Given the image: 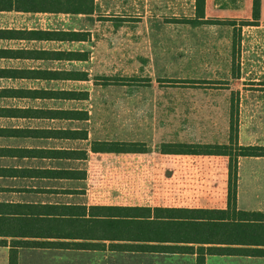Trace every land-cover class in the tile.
I'll return each instance as SVG.
<instances>
[{"label": "rangeland", "instance_id": "obj_1", "mask_svg": "<svg viewBox=\"0 0 264 264\" xmlns=\"http://www.w3.org/2000/svg\"><path fill=\"white\" fill-rule=\"evenodd\" d=\"M94 2L92 15L41 16L35 24L89 34L83 43L60 46L85 52L86 61L56 65L87 72L88 81L51 87L88 93L87 101L66 106L88 112L91 143L133 144L132 161L126 155L101 162L105 180L134 202L197 198L221 206L229 198V156L161 150L230 145L231 123L239 146H264V0L258 16L253 0H202L201 18L195 0ZM252 160L240 168L242 188L264 173L261 165L253 175Z\"/></svg>", "mask_w": 264, "mask_h": 264}, {"label": "crops", "instance_id": "obj_2", "mask_svg": "<svg viewBox=\"0 0 264 264\" xmlns=\"http://www.w3.org/2000/svg\"><path fill=\"white\" fill-rule=\"evenodd\" d=\"M41 16L74 15L0 10V92L75 91L56 89L51 85L80 82L3 76L21 70H66L56 65L77 62L36 60L17 55L21 51H74L60 46L75 42L27 37L25 32L30 31H74L37 27L36 17ZM29 22L32 24L29 25ZM87 100L0 95V264H9L10 252H16L17 264H196L200 247L198 244L178 245L192 247L193 252L190 253L142 250L123 252L117 249L116 245L121 243L107 241L105 237L106 208L139 204L150 208L199 207L226 212L228 200L215 207L207 202L198 203L197 198L178 202L164 200L160 205L153 201L134 202L130 199L132 196L122 198L115 194L114 189L120 186L105 180L103 169L100 168L104 165L101 162L119 157L93 153L89 131L84 127V123L90 120L88 112L66 106L68 103ZM75 110L87 112V120H74L73 117H60L56 114L59 111ZM75 132L85 133L86 138H75ZM84 143L87 145L83 146ZM129 156L132 161L133 155ZM246 159H254L247 163L252 173L256 166L260 168L264 165L260 162L264 157L238 160L235 210L252 217L241 216L237 223L243 229H248L249 238L256 237L260 242L258 245H217L235 251L224 255H206L204 264H264V254L252 253V250L264 251V173H261L259 180L244 185L248 189L242 188L240 168ZM248 219L252 221H246ZM146 245L174 246L170 243ZM129 258L131 262H122Z\"/></svg>", "mask_w": 264, "mask_h": 264}, {"label": "trees", "instance_id": "obj_3", "mask_svg": "<svg viewBox=\"0 0 264 264\" xmlns=\"http://www.w3.org/2000/svg\"><path fill=\"white\" fill-rule=\"evenodd\" d=\"M202 0H195L194 14L197 18L203 15ZM254 11L258 16L259 0H253ZM0 10L16 11L25 13H48L64 15H92L95 11L94 0H0ZM28 38L39 40L85 42L89 34L80 31H30L25 32ZM28 59H42L53 61H86L87 55L80 51H21ZM4 77L13 79L43 80V81H88V73L73 70H21L11 71ZM25 91V92H24ZM11 94L13 97L24 95L43 99L57 100H87L88 93L80 91L65 90H4L0 95ZM60 117H73L74 120H87L88 114L83 111H59ZM235 127L231 123L230 145H163L161 153L191 155L192 157L219 158L230 157L231 165L228 163V211L206 209L199 207L167 208L162 206L141 207L139 204L129 206L121 204L116 208H106V240L119 241L117 249L123 252L149 251V252H193L192 247L178 246L180 243L198 244L196 264H204L206 255H224L234 252V249L219 248L217 245H258L260 241L248 236V229L241 227L237 220L239 217H252V215L236 212V183L237 167L240 158L264 157V146H239L236 143ZM85 139L86 134L75 132V138ZM133 144L116 142H92L93 153H103L111 156H126L132 153ZM181 148V151H179ZM132 151V152H131ZM233 151V153H232ZM230 152V153H229ZM223 158V160H225ZM216 160V159H215ZM228 161V162H229ZM229 208H232L231 210ZM238 217V218H236ZM246 221H252L248 219ZM244 234V237H243ZM170 243L174 246H149L146 244ZM203 245H211L204 248ZM253 254L263 255L262 250H252ZM9 264H17L16 252H10Z\"/></svg>", "mask_w": 264, "mask_h": 264}]
</instances>
